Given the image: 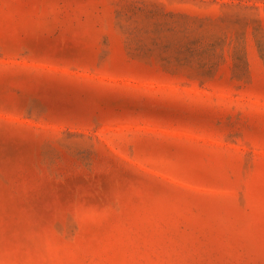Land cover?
Returning <instances> with one entry per match:
<instances>
[{"label": "rangeland", "instance_id": "374dc122", "mask_svg": "<svg viewBox=\"0 0 264 264\" xmlns=\"http://www.w3.org/2000/svg\"><path fill=\"white\" fill-rule=\"evenodd\" d=\"M0 264H264V0H0Z\"/></svg>", "mask_w": 264, "mask_h": 264}]
</instances>
